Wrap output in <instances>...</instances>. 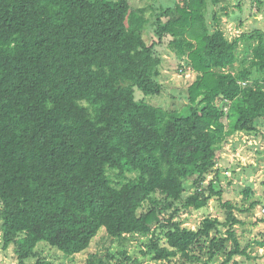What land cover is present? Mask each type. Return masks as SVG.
Returning <instances> with one entry per match:
<instances>
[{"label": "trees", "instance_id": "trees-1", "mask_svg": "<svg viewBox=\"0 0 264 264\" xmlns=\"http://www.w3.org/2000/svg\"><path fill=\"white\" fill-rule=\"evenodd\" d=\"M144 1L0 0V246L18 264L82 254L102 229L159 264L251 260L220 162L264 128V31L230 39L209 18L223 0ZM161 47L196 74L165 108ZM212 201L223 216L187 226ZM86 264L140 262L122 247Z\"/></svg>", "mask_w": 264, "mask_h": 264}, {"label": "rangeland", "instance_id": "rangeland-1", "mask_svg": "<svg viewBox=\"0 0 264 264\" xmlns=\"http://www.w3.org/2000/svg\"><path fill=\"white\" fill-rule=\"evenodd\" d=\"M129 2L134 9L150 3L144 0H129ZM255 4L254 0H223L219 6L210 5L209 18L211 12H217L221 17L222 28L230 39L240 37L242 33L250 32L254 28L264 31V10H258ZM159 54L163 57L159 81L166 88L163 96L153 99L152 104L165 108L171 102H177L178 97L182 96L181 92L188 88L196 74L189 67L187 69L181 67L182 64L166 47H161ZM240 55L243 56V51ZM240 67L241 63L238 62L235 70L240 69ZM237 136L224 148L220 162L222 184L225 188L223 199L224 202L229 201L237 207L236 214L243 223L237 227V233L242 245L249 247V255L251 256L250 262L243 258H236L235 264H250L251 262L264 264V248L258 246L256 242L264 235V207L258 205L253 208L251 206L254 201L261 199L263 194L264 128L262 132L256 135V139ZM250 186L254 193L253 196H247L244 192ZM206 214L221 217L223 216V209L217 201H212L209 209L200 212L186 211L183 218H187L189 215L190 222L187 226L195 228V223L202 221ZM142 241L140 237H136V239L128 237L126 241L111 239L102 229L93 241L91 248L74 257H66L45 245H41L40 249L44 251L46 258L55 264H86L92 256L97 255L106 258L110 252H116L122 247L127 249L134 261L138 260L140 264H159L150 262L145 257ZM0 264H18L13 247L3 250L0 246Z\"/></svg>", "mask_w": 264, "mask_h": 264}, {"label": "crops", "instance_id": "crops-1", "mask_svg": "<svg viewBox=\"0 0 264 264\" xmlns=\"http://www.w3.org/2000/svg\"><path fill=\"white\" fill-rule=\"evenodd\" d=\"M246 138H254V139H256V136H254V135L253 136H246Z\"/></svg>", "mask_w": 264, "mask_h": 264}]
</instances>
